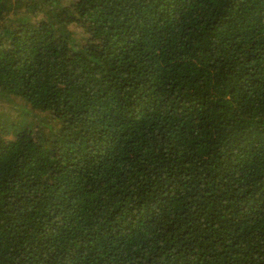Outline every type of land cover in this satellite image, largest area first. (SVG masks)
Masks as SVG:
<instances>
[{"label": "trees", "instance_id": "16d2710c", "mask_svg": "<svg viewBox=\"0 0 264 264\" xmlns=\"http://www.w3.org/2000/svg\"><path fill=\"white\" fill-rule=\"evenodd\" d=\"M0 264H264V0H0Z\"/></svg>", "mask_w": 264, "mask_h": 264}]
</instances>
